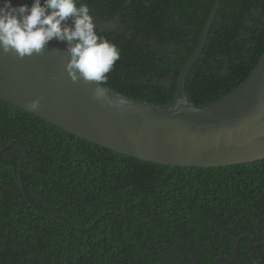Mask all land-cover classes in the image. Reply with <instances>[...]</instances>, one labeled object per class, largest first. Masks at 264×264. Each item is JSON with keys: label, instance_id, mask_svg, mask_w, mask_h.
<instances>
[{"label": "trees", "instance_id": "trees-1", "mask_svg": "<svg viewBox=\"0 0 264 264\" xmlns=\"http://www.w3.org/2000/svg\"><path fill=\"white\" fill-rule=\"evenodd\" d=\"M84 1L106 18L119 14L127 27L123 35L98 34L120 51L104 86L137 101L171 102L214 0ZM213 23L185 81L197 108L229 95L258 63L264 0H219ZM149 40L175 51L161 56ZM166 80L169 88L158 85ZM9 145L21 152L22 185L19 157L6 148L0 264H211L230 258L235 239L264 225V161L211 169L147 163L0 102V150Z\"/></svg>", "mask_w": 264, "mask_h": 264}, {"label": "water", "instance_id": "water-1", "mask_svg": "<svg viewBox=\"0 0 264 264\" xmlns=\"http://www.w3.org/2000/svg\"><path fill=\"white\" fill-rule=\"evenodd\" d=\"M23 0H12L13 5ZM219 0L201 32L197 47L181 68L173 100L165 105L137 101L108 89L102 101L91 88L74 84L64 71L66 43L55 40L45 52L20 60L0 55V102L29 113L49 125L113 153L176 168H226L264 161V51L249 76L233 92L207 107L192 105L185 91L186 76L201 56ZM57 49V50H56ZM169 88L171 81L159 82ZM39 98V111L27 105ZM19 157L18 178L22 185ZM250 245L249 237H243ZM211 264H231L239 253ZM250 257L253 261L251 251Z\"/></svg>", "mask_w": 264, "mask_h": 264}, {"label": "clouds", "instance_id": "clouds-1", "mask_svg": "<svg viewBox=\"0 0 264 264\" xmlns=\"http://www.w3.org/2000/svg\"><path fill=\"white\" fill-rule=\"evenodd\" d=\"M84 0H0V55L20 60L42 55L53 40L66 43L64 71L72 83H83L93 100L102 101L120 59L118 47L98 35L95 18ZM57 50V49H56ZM40 99L27 107L39 111Z\"/></svg>", "mask_w": 264, "mask_h": 264}, {"label": "flooded vegetation", "instance_id": "flooded-vegetation-1", "mask_svg": "<svg viewBox=\"0 0 264 264\" xmlns=\"http://www.w3.org/2000/svg\"><path fill=\"white\" fill-rule=\"evenodd\" d=\"M85 3H87L90 6L91 9V13L94 15V22L97 25V31L98 34H113L115 36L117 35H123L125 33V29L127 28L125 26V24L121 21V17L119 14H116V16H114L113 18L109 19V17L106 18V16L101 15L100 13H97V10L92 6V4H90L87 1H84ZM185 9L183 8V11ZM177 12V9H176ZM255 14V12H253ZM243 36V35H242ZM147 45L153 46L158 52L159 54L162 55H169L171 52L175 51L174 46H160L158 43H156V41H146ZM252 223L249 224V228H251ZM211 228H209L208 231H210ZM254 234V235H253ZM209 234H207L208 236ZM224 236H231L230 232H227L224 234ZM243 237H249L252 240L253 244H256L259 242V244L257 246H251L250 243L245 240L242 239ZM232 239V238H231ZM239 240L240 241H244V245L246 250L244 251H239L238 255H237V259L235 261H237V263L242 264L244 262V264H264V225H256L255 226V231H251L250 235L247 234H242L240 235L237 239H235V241ZM234 241V243H235ZM234 243L233 245H229V247L233 246L234 249ZM238 243V246H239ZM258 248H262L263 252H255ZM239 250V248H238ZM249 251H251L253 258V261L250 257ZM233 254V251H232ZM231 254V255H232ZM242 255L243 259H238V256ZM231 257V256H230ZM241 257V258H242ZM158 259H162L165 258V255L158 253L157 257Z\"/></svg>", "mask_w": 264, "mask_h": 264}, {"label": "bare ground", "instance_id": "bare-ground-1", "mask_svg": "<svg viewBox=\"0 0 264 264\" xmlns=\"http://www.w3.org/2000/svg\"><path fill=\"white\" fill-rule=\"evenodd\" d=\"M229 1H230V0H229ZM248 1H249V0H248ZM165 2H166V1H165ZM174 2H175V1H174ZM243 2H244V1H243ZM176 3L178 4L177 0H176ZM187 3H188V2H187ZM195 3H196V2H195ZM210 3H211V2H209V5H211ZM220 3H221V2H220ZM222 3H223V2H222ZM222 3H221V4H222ZM256 3H257V2H256ZM177 4H176V5H177ZM204 4H205V3H204ZM204 4H203V6H204ZM244 4H245V3H244ZM253 4H254V3H253ZM179 5H180V4H179ZM188 5H189V4H188ZM229 5H230V4H229ZM262 6H263V5H262ZM211 7H212V6H211ZM184 9H185V8H184ZM203 9H204V8H201V11H202ZM222 9H223V8H222ZM210 10H211V9H210ZM210 10H209V11H210ZM196 11H197V9H196ZM198 11H199V10H198ZM207 11H208V9H207ZM184 12H185V11H184ZM224 12H225V11H224ZM226 12H227V11H226ZM226 12H225V13H226ZM185 13H186V12H185ZM194 13H195V12H194ZM206 13H207V12H206ZM220 13H221V12H220ZM183 14H184V13H183ZM224 16H225V15H224ZM248 16H249V15H248ZM204 17H205V16H204ZM189 18H190V17H189ZM217 18H218V17H217ZM242 18H243V17H242ZM258 18H259V17H258ZM244 20H245V19H244ZM253 20H254V19H253ZM218 21H219V20H218ZM204 22H205V21H204ZM252 22H253V21H252ZM254 22H255V21H254ZM259 22H260V21H259ZM192 23H193V21H192ZM202 24H203V23H202ZM213 24H214V23H213ZM252 24H253V23H252ZM195 25H196V24H195ZM195 25H194V26H195ZM216 25H217V24H216ZM202 27H203V26H201V29H202ZM215 27H216V26H215ZM212 28H213V27H212ZM212 28H211V30H212ZM220 30H221V29H220ZM222 30H223V29H222ZM231 30H232V29H231ZM236 30H237V29H236ZM164 31H165V30H164ZM214 31H215V30H214ZM232 33H233V32H232ZM219 35H220V34H219ZM228 36H231V35H228ZM221 37H222V36H221ZM221 37H220V38H221ZM224 39H225V38H224ZM40 222H41V221H40ZM0 223H1V222H0Z\"/></svg>", "mask_w": 264, "mask_h": 264}]
</instances>
